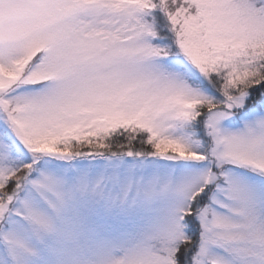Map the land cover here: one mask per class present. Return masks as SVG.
<instances>
[{
    "label": "snow or ice",
    "instance_id": "1",
    "mask_svg": "<svg viewBox=\"0 0 264 264\" xmlns=\"http://www.w3.org/2000/svg\"><path fill=\"white\" fill-rule=\"evenodd\" d=\"M0 264H264V0H0Z\"/></svg>",
    "mask_w": 264,
    "mask_h": 264
}]
</instances>
